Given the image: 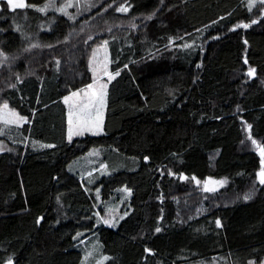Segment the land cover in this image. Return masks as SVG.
Returning <instances> with one entry per match:
<instances>
[{"label":"trees","instance_id":"1","mask_svg":"<svg viewBox=\"0 0 264 264\" xmlns=\"http://www.w3.org/2000/svg\"><path fill=\"white\" fill-rule=\"evenodd\" d=\"M47 1H0V103L26 119L0 126V264H80L93 233L103 264H264V0H83L42 30ZM104 43V130L69 139ZM96 147L109 174L68 170Z\"/></svg>","mask_w":264,"mask_h":264},{"label":"rangeland","instance_id":"2","mask_svg":"<svg viewBox=\"0 0 264 264\" xmlns=\"http://www.w3.org/2000/svg\"><path fill=\"white\" fill-rule=\"evenodd\" d=\"M247 1L251 6H254L263 0ZM12 2L15 4L23 3L25 6L27 4L26 0H12ZM82 3L83 0H49L44 4L33 6L39 11H41L40 9H44L41 11L43 13H49V20L47 22L40 23L39 27L42 30H50L55 24L58 14L69 15L72 13V8H74L76 5H78L80 8ZM106 45L107 43H104V46ZM103 48L98 50L96 48L94 53L95 59L98 57L101 58V50H103ZM5 59L6 54L0 48V65H2ZM107 68L110 69L109 66ZM107 73L109 74L106 76V78H101L100 82L94 83L91 85V88L85 86L83 90L76 92L74 91L63 98L68 110L69 139H72L76 135L99 132L98 123L104 121L108 102L107 88H102V86L107 84V79L109 80L114 77V74L111 72ZM95 75V77L98 78L97 73ZM65 98H68L67 102L65 101ZM101 100H103V102H101ZM5 105H7V108L4 107ZM25 121L26 119L23 117V115H21L16 109L12 108L8 103H0V126L2 127V130L14 125L18 126ZM2 149L3 146L0 144V150ZM106 153L107 148L105 147L93 148L89 152L71 161L68 164V170L80 176H83L86 173L90 174L94 171H98L100 175L109 174L111 172V168L109 169L106 164ZM226 181L227 179L225 177H209L208 180L201 181L200 186L203 191L211 192L219 190L226 183ZM123 190L124 194L121 199L105 206L106 209L105 213H103V220L108 224L118 223L119 217L121 215L120 207L123 206L126 203V199L130 198L131 196V190L129 188L125 187ZM78 246L84 252V258L80 264H103L109 257L103 252L102 241L98 233H93L87 239L79 242ZM216 263L218 264V262Z\"/></svg>","mask_w":264,"mask_h":264},{"label":"crops","instance_id":"3","mask_svg":"<svg viewBox=\"0 0 264 264\" xmlns=\"http://www.w3.org/2000/svg\"><path fill=\"white\" fill-rule=\"evenodd\" d=\"M104 47V48H103ZM100 48H103V50H101V58L98 57L97 59L94 58V53L96 51H94L93 55L91 56V59H90V68H91V71L93 73V81L91 83H89L88 85H86V87H89V85H93L94 83H98L100 82L101 78H106V76H108L109 73L107 72H111L112 74H114L112 71H111V58H110V50H109V47L108 45L104 46V44L100 45L97 47V50L100 49ZM100 59V60H99ZM104 66H105V69H104ZM109 66L110 69H108L107 67ZM107 68V69H106ZM98 75V78L95 77L96 73ZM112 79H107V96H108V87H109V83ZM85 88L82 87L81 89L77 90V91H80V90H83ZM76 92V91H75ZM104 121H105V118H104ZM104 121L103 122H99L98 125H99V129H98V133H101L103 132L104 130Z\"/></svg>","mask_w":264,"mask_h":264},{"label":"snow or ice","instance_id":"4","mask_svg":"<svg viewBox=\"0 0 264 264\" xmlns=\"http://www.w3.org/2000/svg\"><path fill=\"white\" fill-rule=\"evenodd\" d=\"M8 3L13 7V8H16V7H24L25 5L23 4V3H19V4H15V3H13L12 2V0H8ZM41 11H43L44 9H40ZM120 11H127V9L126 8H120L119 9ZM243 27H247L248 25H242ZM254 69H250V72H249V74L251 75V74H254ZM119 73H117V75H118ZM89 87L91 88L92 86L91 85H89ZM106 85H103L102 86V88H105L106 89ZM67 99L68 98H65V101L67 102ZM101 102H103V100H101ZM5 108H7V105H5L4 106ZM89 130H91V129H89ZM77 134H80V133H77ZM261 154L262 155H264V149H261ZM260 176H261V183H264V170H262L261 171V173H260ZM248 197H246V199H247ZM217 223L219 224V221H217ZM157 231H159V229H157Z\"/></svg>","mask_w":264,"mask_h":264},{"label":"water","instance_id":"5","mask_svg":"<svg viewBox=\"0 0 264 264\" xmlns=\"http://www.w3.org/2000/svg\"><path fill=\"white\" fill-rule=\"evenodd\" d=\"M261 149H262V148H259V149H258L260 153H261ZM263 164H264V161H263ZM262 170H264V168L260 170V172H259V176H260V173H261ZM260 180H261V176H260Z\"/></svg>","mask_w":264,"mask_h":264}]
</instances>
